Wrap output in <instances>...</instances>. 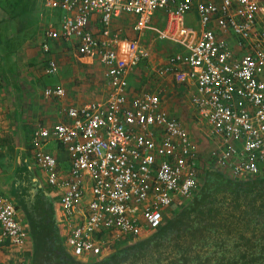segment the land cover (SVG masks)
<instances>
[{
	"label": "built area",
	"instance_id": "obj_1",
	"mask_svg": "<svg viewBox=\"0 0 264 264\" xmlns=\"http://www.w3.org/2000/svg\"><path fill=\"white\" fill-rule=\"evenodd\" d=\"M39 11L62 15L50 22L46 39L70 40L83 57L105 68L108 96L64 107L66 121L38 123L30 146L59 203L60 236L66 251L85 262L99 260L160 228L180 201L199 189L198 147L184 124L163 105L160 92L133 91V68L150 56L138 38L113 30L115 18L131 13L133 30H154L182 50L158 69L193 88L191 102L205 121L214 147L207 164L236 179L264 175V16L259 0H37ZM164 11L165 23L154 26ZM100 14L99 19L95 18ZM233 32L244 50L236 56ZM44 51H50L48 40ZM57 63L48 61L47 73ZM46 97L66 94L46 86ZM56 140L68 152L67 175L46 150ZM27 247L19 208L0 191V239Z\"/></svg>",
	"mask_w": 264,
	"mask_h": 264
},
{
	"label": "trees",
	"instance_id": "obj_2",
	"mask_svg": "<svg viewBox=\"0 0 264 264\" xmlns=\"http://www.w3.org/2000/svg\"><path fill=\"white\" fill-rule=\"evenodd\" d=\"M3 61L0 52L4 75ZM16 192L28 218L31 264H264V175L236 179L208 168L198 191L160 228L88 262L64 248L52 198L33 180L30 169L19 172Z\"/></svg>",
	"mask_w": 264,
	"mask_h": 264
},
{
	"label": "rangeland",
	"instance_id": "obj_3",
	"mask_svg": "<svg viewBox=\"0 0 264 264\" xmlns=\"http://www.w3.org/2000/svg\"><path fill=\"white\" fill-rule=\"evenodd\" d=\"M17 21L18 26H24L20 32H12L8 24L6 30L0 31L2 38L0 45L5 49V61L3 63L8 69V71L5 70L6 75L10 78L9 81L5 80L0 70V103H2L0 104V110L4 113L0 115V172L5 175L1 177L0 182L4 184L12 176L16 165V157L19 153L20 133L18 127L25 126V133L28 136L37 125L36 123L48 121V123L53 124L61 118V104L56 103L54 99H50L42 93L44 86L48 85V78L51 81V79L62 76L72 78L74 82H81L80 80L84 79V76L87 78L91 73L93 85L89 91H93L92 93L98 99L105 98L108 93V86L103 85L100 79V77H104L103 68L96 62L95 68L99 69L93 70L90 68L88 71L89 68L83 62H77L76 60L67 62L64 58L65 62L61 64V70L58 67L56 74L50 76L44 74L45 58H42L41 43L39 39H33V37L38 36L39 24L34 21L27 24L26 20H24V23ZM149 31H143L140 35V43L150 44L152 39L150 36H153V33ZM133 36L136 39L138 34L134 33ZM153 42L155 46L161 43L155 38ZM167 58H169L167 55H163L160 61H155L152 65L140 61L133 68L134 73L131 83L134 90L162 91L166 105L173 107L172 113L178 118L180 117L190 137L198 147L200 163L198 174L200 182H203L204 173L208 169L206 167L207 162L210 160L212 142L207 134L208 129L205 121L195 113L191 102L192 88L185 83L178 82L172 76L162 77V75H157L153 70V66H155V69L161 68ZM87 81L85 80V82ZM9 83L14 86L12 87ZM54 144L51 148L55 151L54 153L58 157H65L62 155L64 154L62 148L56 142ZM188 201V199H183L182 202H179V205H175L167 218H171ZM122 247L124 246L117 249ZM116 250H113V252Z\"/></svg>",
	"mask_w": 264,
	"mask_h": 264
},
{
	"label": "crops",
	"instance_id": "obj_4",
	"mask_svg": "<svg viewBox=\"0 0 264 264\" xmlns=\"http://www.w3.org/2000/svg\"><path fill=\"white\" fill-rule=\"evenodd\" d=\"M17 1L18 0H0V31L3 32V30H6L7 24H8L9 29L11 28L12 32L13 31L20 32L24 28V26L23 25L18 26L17 20L22 21L23 23H24V20H26V24L29 22H33V21L38 23L39 24V30H38L39 33H38V36L33 37V39H35V38L37 40L39 39V41L41 43V49L44 52V53L42 52V55H43L42 58L43 59L45 58L44 69H43L44 74L49 75V76L56 74L58 72V67H59V70L62 69L61 64L65 62V60H63L64 58L66 59L67 62H73V60H76L77 62L78 61L83 62L89 68L88 71L90 70V68H92L93 70L99 69V68H95L96 67L95 62H96V64L99 63L100 66L103 68L104 77L103 78L100 77V79H101L103 85L105 84V86H108V93H109L110 87H109L107 79H106L105 68L98 61V59L81 56L77 52V49H76V46L74 45V43L70 40L46 39L45 33H46V30L48 29V27L50 26L49 25L50 22H52V23L59 22L62 14L59 11H55V12L39 11L36 8V1L37 0H23L24 4H20V5L17 4ZM259 1L261 3H264V0H259ZM26 4H27V8H26ZM165 16H166V14L164 13V11H159L154 16L153 25L156 27L162 26L166 20ZM99 17H100V14L95 15V18L99 19ZM134 18H135V16L133 14L124 13V14L118 16L117 18H115L113 20V22L111 24V28L113 30L121 31L122 37L125 36L126 38L134 39L135 37L133 36V34L136 33V34H138L137 38L140 41V35L143 32L139 33V32H136L132 29ZM258 23L264 28V16H261L258 19ZM13 25H15V26H13ZM216 30L219 33V35H223V36L229 38L230 46H231V48H232V50L236 56H241L243 54L244 50L242 49V45L238 39L239 36L235 35L231 31L227 32V33H223L217 27H216ZM145 31H147V30H145ZM149 32L153 33V36H150L152 38L150 44L140 43L141 45L147 47L150 50L149 58L143 60L146 62V64L152 65L155 61H160V59L162 58L163 55L164 56L167 55L168 57H170L171 55L175 54L176 52L182 50L181 46H179L177 42H174L172 40H166V39L158 38V36L156 35L154 30H150ZM150 35H151V33H150ZM154 38L157 41H161V43H158L155 46L154 42H153ZM1 40H2V38H1V32H0V44H1ZM45 40H48V42H49L50 51H44V49H43V43ZM0 52H2L5 56V49L1 45H0ZM50 59H54L57 63V70L54 73H47L46 72V67H47L48 61ZM168 59L169 58H167L164 61V64L162 66H164L167 63ZM4 67H5V63H4ZM159 68L155 69V66H153V70L157 73V75H160L158 73ZM5 70L8 71L7 68ZM6 73L4 74V79L9 81L10 78L8 75H6ZM133 73L134 72L132 70L130 77H129L130 85H129V88L127 90V93L129 96L133 95V91H139V90H134V87L132 86L131 78L133 76ZM56 76H58V75H56ZM162 77H165V76H162ZM102 79H104V80H102ZM85 80H88V81L85 82ZM91 80H92V74L91 73H89L87 78H85V76H84V79L80 80L81 82H77V81L74 82L72 78H69V77L64 78L62 76H59V78H57V79H51V81H49V78H48V85H45L44 88L46 86L62 85L66 89V94L63 97L54 99V101L56 103L61 104V107H60L61 108V111H60L61 118L57 122L66 121V115L64 113V107L69 106V105L79 106V105L89 103L92 101H101L108 96V93H107V96L105 98H102V99L96 98L95 95L92 93L93 91H89L93 85V82ZM10 85L12 87L14 86L12 84H10ZM187 86L192 88L190 85H187ZM44 88H43V90H44ZM192 90H193V88H192ZM152 91H155V90H152ZM158 92H160V94L162 95V98H163L162 91L159 90ZM50 99H52V98H50ZM0 104H2V103H0ZM163 105L170 113H172L173 107L170 105L167 106L165 101H164V98H163ZM0 108H1V105H0ZM194 109H195V107H194ZM1 113L2 112L0 110V115L4 114V113H2V114ZM195 113L198 116L196 109H195ZM57 122H55V123H57ZM40 123H46L47 125H53L54 124V123L53 124L48 123V121L47 122L40 121ZM0 124H1V122H0ZM36 124H38V123H36ZM31 127H32V125H31ZM18 129H19V133H20L19 134L20 135V141H19L20 147H19V153L16 157L15 169L12 173V176L10 178L8 177L9 179L7 178L8 180L5 182V184L0 182V191H2L4 194L9 196L11 199H13L14 202L18 206L19 205L18 200H17L18 196H17V192H16L17 191L18 175L22 169L23 170L25 168L30 169L33 173V180L38 182V186H40L44 190V192H45V190L48 191L49 192L48 196H50L52 198L53 209H54L53 213H54V216L56 219V223H57L58 231H59V236H60V230H59L60 224L58 222L59 221V214H60L59 213V203L57 201V198L53 194L52 188L48 185L46 171H44L36 163V161L33 157L32 146H30V143H29L30 136H31L34 129L31 130L32 132L28 136L25 133L26 132L25 126L21 125L20 127H18ZM207 129H208V127H207ZM207 134H208V131H207ZM21 135H22V137H21ZM54 142H56L58 144V146L62 148V151L64 152V154H62V155H64L65 157H62V156L58 157V155H56L54 153L55 151L51 149L55 145ZM213 147H214V143H212V149H213ZM45 148H46V150L52 152L57 157V159L59 161V170H60V172L63 173V176L67 175L69 172V169H70V158H69L68 152L56 140L49 141ZM210 157H211V154H210ZM197 160H198V170H199V164H200L199 163V151H198V159ZM206 168H216V166L214 164L209 163ZM4 176L5 175L2 172H0V180H1V177H4ZM201 185H202V182H201ZM201 185H200V187H201ZM18 208H19V217L21 218L24 229L26 230L27 235H28L27 243H26L27 247H26V249L23 250L22 248H18L17 246L13 245L6 238L0 239V264H31L33 242H32L31 235H30L28 218H27L25 212L22 210V208L20 206H18ZM60 238H61V236H60ZM61 241H62V239H61ZM28 252H30V253H28ZM108 255L109 254L105 255L104 257H106ZM104 257H102V258H104Z\"/></svg>",
	"mask_w": 264,
	"mask_h": 264
},
{
	"label": "water",
	"instance_id": "obj_5",
	"mask_svg": "<svg viewBox=\"0 0 264 264\" xmlns=\"http://www.w3.org/2000/svg\"><path fill=\"white\" fill-rule=\"evenodd\" d=\"M35 179H36V178H35ZM45 193H46L47 195L49 194V192H48V191H46V190H45Z\"/></svg>",
	"mask_w": 264,
	"mask_h": 264
},
{
	"label": "clouds",
	"instance_id": "obj_6",
	"mask_svg": "<svg viewBox=\"0 0 264 264\" xmlns=\"http://www.w3.org/2000/svg\"><path fill=\"white\" fill-rule=\"evenodd\" d=\"M217 168V167H216Z\"/></svg>",
	"mask_w": 264,
	"mask_h": 264
},
{
	"label": "flooded vegetation",
	"instance_id": "obj_7",
	"mask_svg": "<svg viewBox=\"0 0 264 264\" xmlns=\"http://www.w3.org/2000/svg\"><path fill=\"white\" fill-rule=\"evenodd\" d=\"M144 238V237H143Z\"/></svg>",
	"mask_w": 264,
	"mask_h": 264
}]
</instances>
